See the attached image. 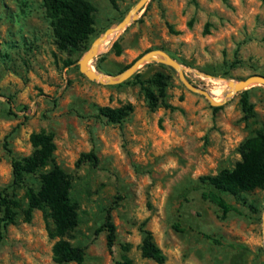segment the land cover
Listing matches in <instances>:
<instances>
[{
	"label": "rangeland",
	"instance_id": "obj_1",
	"mask_svg": "<svg viewBox=\"0 0 264 264\" xmlns=\"http://www.w3.org/2000/svg\"><path fill=\"white\" fill-rule=\"evenodd\" d=\"M90 1L96 7L91 43L139 0ZM151 50L168 54L191 84L209 92L217 80L264 75V1L148 0L90 64L115 76ZM85 51L57 49L42 0H0V190L19 202L0 242V264H57L50 218L34 209L26 219V185L11 186V158L30 154L29 136L39 130L53 133L55 161L71 177L78 225L70 240L84 248L88 264H116L121 254L133 264H264V187L221 193L239 210L222 216L201 197L213 187L200 181L232 168L242 141L264 132V86L251 83L226 99L222 91L216 96L222 103L211 105L185 86L177 69L152 60L134 72L156 93L150 79L165 77V95L151 108L141 84L105 83L80 72ZM126 103L133 110L122 123L99 115L100 106ZM91 148L97 164L77 167L79 154ZM26 182L38 186V172ZM108 209L116 226L111 250L105 230L98 231ZM142 228L152 232L164 262L141 256Z\"/></svg>",
	"mask_w": 264,
	"mask_h": 264
},
{
	"label": "trees",
	"instance_id": "obj_2",
	"mask_svg": "<svg viewBox=\"0 0 264 264\" xmlns=\"http://www.w3.org/2000/svg\"><path fill=\"white\" fill-rule=\"evenodd\" d=\"M111 3L114 5L113 0ZM42 4L45 8L46 17L49 19L57 49L68 54L85 51L90 44L91 36L95 33V5L90 0H42ZM116 45L115 42L114 46L116 47ZM139 76L140 74L136 72L121 83L131 81L141 84L149 106L154 108L158 98L165 95V77L161 73H155L150 79V82L156 85V93L149 86H144V82L139 79ZM218 107L214 106V108ZM242 107L247 113L250 112L251 108L245 95L242 97ZM132 110L131 103L117 107H98L99 115L111 123H122ZM29 140L32 146L31 153L11 158V186L26 185L25 218L29 219L34 209L41 210L46 220L50 218L51 223L50 225L47 223V232L49 237L54 240L51 250L52 259L55 263L88 264L85 261L84 248L70 240L71 232L78 225V203L71 197L72 181L70 175L55 161L56 146L53 133L45 130L32 132ZM240 155V160L236 161L232 168H222L214 175L200 176L202 183H209L213 187V189H203L201 197L216 205L222 216L230 211L239 212V210L234 204L228 202L221 193L238 196L242 191H253L264 187L263 130H256L253 135L242 141ZM97 162L98 157L95 149L91 148L89 151L79 154L75 165L77 167L84 163L96 165ZM47 167L48 169H45ZM37 172L38 186L27 183V175ZM18 207V200L7 192L6 188L1 189L0 242L7 226L16 221ZM102 229L106 233L107 247L111 250L116 241V226L111 219L110 209H108L105 220L98 231ZM141 231L143 234L140 243L141 256L150 258L157 263L164 262L165 255L156 245L152 232L145 228H142ZM126 249L127 247L124 246L123 250ZM115 263L133 264L126 254H121Z\"/></svg>",
	"mask_w": 264,
	"mask_h": 264
},
{
	"label": "water",
	"instance_id": "obj_3",
	"mask_svg": "<svg viewBox=\"0 0 264 264\" xmlns=\"http://www.w3.org/2000/svg\"><path fill=\"white\" fill-rule=\"evenodd\" d=\"M147 1L148 0H139L138 2H136V4L128 10V12L121 20H119L116 24L106 28L100 35H98L92 40L88 49L85 51L83 56L77 62L80 72L85 74L86 77L89 78L90 80H97L105 83H119L130 77L141 65L148 63L152 60H161L169 64L173 68L177 69L179 77L182 80V82L185 84V86L194 92L203 94L210 101L211 105H218L222 103V101H215L213 99L211 92L191 84L185 78L179 63L175 62L168 54H166L163 51L151 50L142 54L127 69H125L123 72H120L115 76L106 75L94 69H90L89 66H92L90 64V61L99 54L100 44L108 37L109 34L116 33L118 31H122L126 29V27L137 18L138 13L144 8ZM251 83H259L260 85L264 86V75L259 73H254L236 81H229V85L231 88L226 91L223 99L231 97L233 94L244 89L246 86H248ZM262 238L264 244V213H263Z\"/></svg>",
	"mask_w": 264,
	"mask_h": 264
},
{
	"label": "bare ground",
	"instance_id": "obj_4",
	"mask_svg": "<svg viewBox=\"0 0 264 264\" xmlns=\"http://www.w3.org/2000/svg\"><path fill=\"white\" fill-rule=\"evenodd\" d=\"M119 32H121V31H118V32H116V33H111V34H109L108 35V37L100 44V46H99V51L101 50V49H103L105 46H106V44L111 40V39H113L116 35H117V33H119ZM90 67V69H92V66H89ZM216 82V86H214L215 87V89L214 90H212L211 91V93L215 96V98L213 97V99L215 100V101H218L217 100V98H216V96L218 95V94H221V92L223 91H227V90H229L231 87H230V85H229V81L228 80H217V81H215ZM225 95V94H224ZM224 95H223V97H224Z\"/></svg>",
	"mask_w": 264,
	"mask_h": 264
}]
</instances>
